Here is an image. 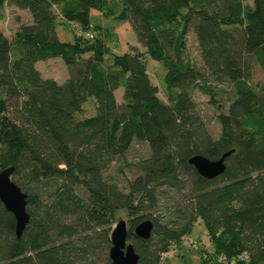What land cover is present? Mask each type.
Returning <instances> with one entry per match:
<instances>
[{"label":"trees","instance_id":"1","mask_svg":"<svg viewBox=\"0 0 264 264\" xmlns=\"http://www.w3.org/2000/svg\"><path fill=\"white\" fill-rule=\"evenodd\" d=\"M4 4L30 13L11 38L0 29V170L13 167L29 222L17 237L14 216L0 201V264H96L107 251L111 264L110 232L120 210L131 217L128 241L138 264H160L197 218L207 226L214 264H264V79L252 80L257 63L264 70V0ZM107 17L128 21L145 50L110 51L99 33ZM71 22L81 32L60 38L58 25ZM190 30L203 67L184 51ZM145 53L163 65L167 102ZM54 56L67 66L62 82L36 67ZM223 83L232 98L225 109L219 104L214 135L193 91L217 104L215 88ZM90 98L95 112L82 115ZM134 137L147 141L148 155L121 187L107 171ZM228 151L225 171L212 179L188 163L195 154L215 160ZM178 196L168 215L159 212L162 199ZM144 219L153 222L148 239L133 233Z\"/></svg>","mask_w":264,"mask_h":264},{"label":"rangeland","instance_id":"2","mask_svg":"<svg viewBox=\"0 0 264 264\" xmlns=\"http://www.w3.org/2000/svg\"><path fill=\"white\" fill-rule=\"evenodd\" d=\"M244 3H252V0H244ZM92 14L98 16L100 12L91 10ZM30 21V13L26 9L17 8L14 5L4 4L0 7V29L9 37L13 36L16 28L23 22ZM103 24V28L100 30L101 36L104 38L105 43L112 52H122L129 49V47L136 46L137 49L145 50L144 47L137 41L136 36L128 21L119 22L113 17H107L100 20ZM59 36L62 39H72L74 33H80L81 28L78 24L73 22L66 26L64 24L58 25ZM90 32L94 34L97 30L92 29ZM99 35V34H98ZM185 53L200 67H203L200 54L197 47V41L195 33L190 30L186 34ZM147 70L150 78L154 84L158 86V94L164 101H169L167 97V91L163 85V65L157 60L151 58L145 53ZM106 59H110V55H106ZM36 67L41 71L43 77H52L58 82H62L68 76L67 66L60 56L49 57L41 59L36 62ZM264 70L257 63L253 72V81L263 80ZM217 104L209 102V95L202 93L200 90L195 89L193 91V98L197 103L204 120L206 121L210 131L216 135L219 133V123L216 119V115L220 110V105L225 109L232 98L230 94L231 89L227 83L218 85L216 88ZM122 88L116 91V97L118 101L122 100ZM95 112V103L93 99H88L82 107V115H90ZM148 143L145 140L134 137L130 143L128 150L122 157L116 158L107 173L113 177L115 181L121 187H125L127 180L133 179L139 174V171L135 168V163L148 155ZM174 193H171L173 195ZM167 197L162 199V207L159 212L164 215H168L169 211L173 207L172 204H176L181 197L178 196L176 200ZM131 217L127 215L125 210H120L115 215V221L112 225L119 220L124 219L127 222ZM214 253V245L210 241L209 232L205 222L201 218L192 224L189 233H187L181 240V242L170 246L169 251H164L161 254L160 264H209L214 263L211 255ZM100 257V256H99ZM215 257V256H214ZM96 258V256L94 257ZM106 258H108V251L101 258L98 259L96 264H105ZM215 260V259H214Z\"/></svg>","mask_w":264,"mask_h":264},{"label":"water","instance_id":"3","mask_svg":"<svg viewBox=\"0 0 264 264\" xmlns=\"http://www.w3.org/2000/svg\"><path fill=\"white\" fill-rule=\"evenodd\" d=\"M230 153L231 151H228L215 160H211L202 154H195L188 159V163L202 177L212 179L225 171V158ZM12 171L13 167L0 170V201L4 208L14 216L15 234L20 237L29 222L27 194L12 180ZM152 229V220L144 219L134 227L133 233L137 237L148 239L151 236ZM128 230L127 222L124 219H119L112 227L110 232L111 246L109 248L111 264H138L139 255L133 243L128 241Z\"/></svg>","mask_w":264,"mask_h":264},{"label":"built area","instance_id":"4","mask_svg":"<svg viewBox=\"0 0 264 264\" xmlns=\"http://www.w3.org/2000/svg\"><path fill=\"white\" fill-rule=\"evenodd\" d=\"M91 36H92V34H91Z\"/></svg>","mask_w":264,"mask_h":264}]
</instances>
